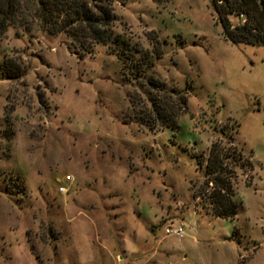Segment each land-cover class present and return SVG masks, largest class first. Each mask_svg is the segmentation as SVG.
<instances>
[{"label": "rangeland", "instance_id": "374dc122", "mask_svg": "<svg viewBox=\"0 0 264 264\" xmlns=\"http://www.w3.org/2000/svg\"><path fill=\"white\" fill-rule=\"evenodd\" d=\"M113 16L86 52L29 17L0 34V264H264V47L209 0Z\"/></svg>", "mask_w": 264, "mask_h": 264}, {"label": "trees", "instance_id": "16d2710c", "mask_svg": "<svg viewBox=\"0 0 264 264\" xmlns=\"http://www.w3.org/2000/svg\"><path fill=\"white\" fill-rule=\"evenodd\" d=\"M224 39L231 43L264 47V0H209ZM114 0H0V34L31 18L51 35L63 34L86 52L95 44L108 43L113 27ZM234 19L235 24L232 23ZM206 184H211L215 216L234 218L237 204L231 184L221 180L219 168L212 165L209 151Z\"/></svg>", "mask_w": 264, "mask_h": 264}, {"label": "built area", "instance_id": "2783aa9c", "mask_svg": "<svg viewBox=\"0 0 264 264\" xmlns=\"http://www.w3.org/2000/svg\"><path fill=\"white\" fill-rule=\"evenodd\" d=\"M64 192V189H60ZM164 234L168 237H173L175 239H182L184 236V226L183 225H168L164 228Z\"/></svg>", "mask_w": 264, "mask_h": 264}]
</instances>
